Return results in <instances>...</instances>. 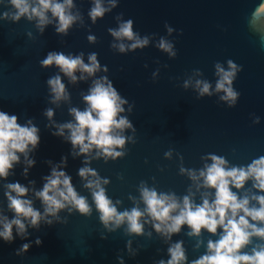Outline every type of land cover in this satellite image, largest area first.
Here are the masks:
<instances>
[{
    "label": "water",
    "instance_id": "obj_1",
    "mask_svg": "<svg viewBox=\"0 0 264 264\" xmlns=\"http://www.w3.org/2000/svg\"><path fill=\"white\" fill-rule=\"evenodd\" d=\"M104 4L108 7V0ZM260 5L261 0H116V7L92 24L88 18L91 0H74L72 12L79 18L67 35L55 32V22L41 32L35 20L0 19V110L16 115L18 123L31 119L40 129V144L31 154L36 163L27 179L21 174V163L7 181H0V214L12 215L4 197L5 183L27 185L31 180L35 183L30 187L39 190L42 177L50 171L46 162L58 164L61 156L67 157L64 171L92 208L88 216L62 210L59 219L49 217L53 219L51 226L41 222L39 229L29 228L27 240L16 238L10 244L0 241V264H118L117 255L125 264H155L167 259L168 245L151 224L144 226L145 234L139 237L127 235L125 225L113 232L103 227L91 192L77 175V170L85 166V157L74 158L70 154L72 146L51 135L46 127L49 121L42 113L51 108L56 123L72 121L69 109L84 110L83 97L93 81L106 76L127 101L121 115L135 129L123 131L131 141L124 145L122 157L107 162L93 159L94 152L87 157V166L109 181L102 185L106 195L113 203L120 202L118 211L143 208L141 184L158 193L172 192L178 198L192 188L199 203L204 190H195L187 174H180L181 166L199 170L211 162L202 159L209 154L224 157L230 166L247 165L264 156V14L253 18ZM11 11L8 0H0V15ZM128 19L133 21L134 32L149 37V45L120 53L112 47L119 42L108 29H116ZM88 35H94L96 41L89 43ZM161 37L172 43L174 57L154 46ZM50 51L66 56L83 54L85 64L89 63V54L96 53L99 64L107 66L108 71L71 83L57 68L40 66ZM229 60L239 69L232 85L239 93L233 107L220 101L222 93L200 97L195 89L196 80H207L214 86V65L220 63L226 68ZM56 75L61 76L69 99L54 104L47 80ZM186 81L188 87H184ZM256 117L259 123L253 122ZM166 152L171 153L167 158ZM244 191L254 190L249 183ZM28 198L43 210L31 191ZM36 238L41 240L39 246L34 243ZM217 238L206 232L198 238L189 237L184 228L172 241H183L191 261L205 252L209 239ZM128 240L137 250L135 257H129L125 249ZM197 240L202 241L199 247ZM29 241L33 243L27 253L17 256L15 250Z\"/></svg>",
    "mask_w": 264,
    "mask_h": 264
},
{
    "label": "clouds",
    "instance_id": "obj_2",
    "mask_svg": "<svg viewBox=\"0 0 264 264\" xmlns=\"http://www.w3.org/2000/svg\"><path fill=\"white\" fill-rule=\"evenodd\" d=\"M8 4L13 11L3 13L0 19H10L12 22H18L21 18L35 20L41 32L55 22V32L67 35L79 18V14L72 12L74 0H8ZM108 4L105 7L104 0H91L88 18L92 24L116 7V0H108ZM260 14H264V0H261V5L253 13V18ZM108 31L119 42L112 47L120 53L143 49L149 45L148 36L141 37L133 31L131 19ZM167 31L171 33L172 29L168 27ZM87 40L94 43L96 37L88 35ZM123 41L130 43L126 45ZM154 46L170 57L176 55L172 43L163 37ZM88 61V64L84 63L83 54L66 56L62 52L50 51L40 61V66L57 68L71 83L85 80L86 76L93 77L99 71H108L107 66L99 64L96 53L89 54ZM214 67L217 77L215 85L207 80H196L198 95L203 97L222 93L220 101L228 107L235 106L239 93L232 85L239 69L231 60L227 62L226 68L220 63ZM188 83L186 81L184 87H188ZM47 85L51 103L69 99L60 75L49 78ZM83 101L86 104L84 110L75 107L69 109L73 120L66 123H56L51 108L45 109L42 114L49 121L46 127L51 135L69 143L72 146L70 154L74 158L85 157V166L77 170V175L85 181L84 187L90 190L99 221L107 231L113 232L125 225L127 235L139 237L145 234L144 226L151 224L152 230L168 245V258L159 259L155 264H264V156L253 159L247 165L230 166L224 157L209 154L202 159L211 162L205 163L201 169L186 170L182 166L179 169L181 175L187 174L197 192L204 190L199 203L195 202L192 188H189L187 195L178 198L172 192L158 193L154 188L141 184L139 192L143 208L134 206L118 211L116 205L120 202L113 203L102 187L109 181L102 180L95 170L87 166L90 162L87 157L94 152L93 159L103 158L107 162L109 158L114 160L124 155L123 147L127 141H131V137H126L123 131H135L131 121L121 115L127 101L119 95L106 76L93 81ZM253 122L259 123V117ZM39 144L40 129L31 119L18 123L16 115L0 110V181H7L14 174L15 166L21 163V174L27 179L29 170L36 163L31 154L36 152ZM170 155V152L165 153L166 158ZM46 163L50 171L42 177L43 184L39 190L30 187L35 183L31 180L27 185L19 181L4 184L7 209L12 215L9 218L0 214V241L10 244L16 238L27 240L29 228L39 229L41 222L51 226L53 219L49 217L59 219V213L65 209L70 214L76 212L82 216L91 213L88 200L79 195L71 176L64 171L67 157L61 156L58 164L51 161ZM249 183L254 191L246 192L244 190ZM30 191L40 201L42 211L34 207L33 200L28 198ZM184 228H187L189 237L198 238L202 232H206L218 238L209 239L205 252L189 261L183 241H172V237ZM254 240L259 242L254 243ZM32 243H23L15 250V254L21 256L27 253ZM34 243L39 246L41 240L36 238ZM201 243L197 240L196 247ZM250 245V250H245ZM125 249L129 257L137 255L131 240L126 242ZM116 259L118 264H125L122 256L117 255Z\"/></svg>",
    "mask_w": 264,
    "mask_h": 264
}]
</instances>
